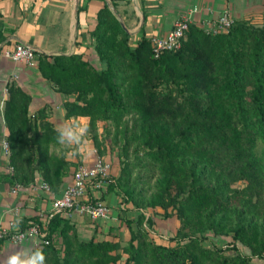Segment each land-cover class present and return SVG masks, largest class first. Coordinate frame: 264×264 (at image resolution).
<instances>
[{"label": "trees", "instance_id": "trees-1", "mask_svg": "<svg viewBox=\"0 0 264 264\" xmlns=\"http://www.w3.org/2000/svg\"><path fill=\"white\" fill-rule=\"evenodd\" d=\"M90 36L103 69H96L82 54H38L39 74L55 92L73 97L63 104L65 120L88 118L87 139L98 157L103 158L105 150L99 144L98 123L118 128L128 105L137 123L132 141L142 148L144 161L157 169L144 208L161 210L160 217L175 218L178 227L166 244L156 242L153 218L143 212L139 195L128 186V166L122 163L99 199L111 192L120 199V207L131 205L137 212L134 220L120 217L128 240L121 242L112 230L108 238L83 240L75 224L57 212L45 223L48 244L33 250L44 251L46 264L264 260V22L252 26L234 21L226 33L190 24L177 50L154 57L150 40L142 36L130 43L104 4ZM119 74L125 84L121 91ZM6 91L3 113L12 171L5 180L11 187L27 188L35 185L38 175L57 194L76 164L58 150L56 128L46 110L29 115L30 96L13 82ZM29 221L40 225L38 218H31L20 220V227ZM207 232L230 237L232 249L239 244L250 256L205 247Z\"/></svg>", "mask_w": 264, "mask_h": 264}, {"label": "crops", "instance_id": "crops-1", "mask_svg": "<svg viewBox=\"0 0 264 264\" xmlns=\"http://www.w3.org/2000/svg\"><path fill=\"white\" fill-rule=\"evenodd\" d=\"M104 4H107L123 30L134 43L142 36L148 40L162 37L172 28L173 23L184 13H191V24L203 30L210 28L217 18L227 13L234 21H246L252 26L264 22V0H69L65 3H48L41 0H0V226H6L10 220L43 219L51 210L53 197H57L70 182L71 174L64 179L57 194L39 191L32 195L27 188L11 193L12 187L6 182L9 173L8 158L4 155L2 142L6 140L7 128L4 119V102L7 99L6 87L15 83L30 96L29 115L45 109L47 120L57 128L70 120L88 123L87 117L65 120L63 104L73 97L58 94L53 85L41 78L37 64L25 65L6 58L4 53L15 44L33 48L38 54L48 56L82 54L96 69L104 68L94 50V40L90 33L96 26V16ZM100 125V124H99ZM92 148V142L88 139ZM75 146L60 145L65 152V159L76 164L90 165L96 157L77 155L71 157L69 152ZM112 164L111 174H117L118 167ZM72 171V170H71ZM40 177L36 175L35 184ZM109 206L107 219L92 224L84 216L73 214L71 222L75 224L78 236L83 240L93 238L95 241L109 237V230L119 234L121 242L129 239V231L120 223V217L129 220L136 218L137 212L116 204L113 193L105 194L103 199ZM156 210V213H159ZM131 226H134L132 224ZM20 249L33 250L31 241L20 244L8 241L0 243V264H6L8 256Z\"/></svg>", "mask_w": 264, "mask_h": 264}, {"label": "built area", "instance_id": "built-area-1", "mask_svg": "<svg viewBox=\"0 0 264 264\" xmlns=\"http://www.w3.org/2000/svg\"><path fill=\"white\" fill-rule=\"evenodd\" d=\"M48 3H65L69 0H41ZM191 13L186 12L180 16L174 23L171 30L162 37H153L150 39L151 51L154 57H158L164 51L177 50L181 45V39L191 24ZM234 20L227 14H221L215 23L205 30L211 33H226L230 29ZM4 56L13 62L25 65L36 64L38 53L31 47L17 43L14 47L6 51ZM4 155L8 158L9 146L6 140L2 142ZM9 165V163H8ZM11 172V167L8 168ZM112 164L104 158L96 156L90 165L78 166L71 175L70 182L64 187L57 197L52 198L51 210L43 218H38L37 224L29 221L25 228L17 227V221L10 220L6 226H0V241H8L12 244H20L29 240L33 247L37 248L47 245L45 223L51 214L62 212L68 219L73 214L84 216L90 223L95 224L107 219L109 215V206L99 199L111 177ZM21 187L14 186L11 193L15 194ZM30 194L35 195L39 191L51 194L48 186L39 182L29 186Z\"/></svg>", "mask_w": 264, "mask_h": 264}, {"label": "rangeland", "instance_id": "rangeland-1", "mask_svg": "<svg viewBox=\"0 0 264 264\" xmlns=\"http://www.w3.org/2000/svg\"><path fill=\"white\" fill-rule=\"evenodd\" d=\"M123 77L120 74L118 75L117 84L119 91L125 89V84L122 81ZM124 107H126L125 116L118 128H115L112 123H100V125L98 123L99 144L105 148L103 158H107L118 167L117 174L114 176L118 175L120 168L118 165L124 163L128 166V186L132 187L136 196L139 195L138 200L142 209H146L144 208L145 203L153 192L157 169L152 167L150 162L144 161L142 148L132 141V138L137 133L136 117L130 112L126 103ZM237 186H241V184H237ZM116 204L120 205L119 198H117ZM143 212L153 218L154 228L152 230L154 231L156 242L166 244V238L174 235L178 222L175 218L163 219L160 217L161 210L159 213H155L152 209H146ZM205 236L206 240L203 242L205 247L223 249L227 255L239 253L250 256V252L239 244H236V248L232 249L229 245L231 242L230 237H216L211 232H207ZM250 262L251 264H264V260L257 258H250Z\"/></svg>", "mask_w": 264, "mask_h": 264}, {"label": "clouds", "instance_id": "clouds-1", "mask_svg": "<svg viewBox=\"0 0 264 264\" xmlns=\"http://www.w3.org/2000/svg\"><path fill=\"white\" fill-rule=\"evenodd\" d=\"M55 131L58 144L75 146L74 150L68 153L69 156L93 155L94 149L87 139L90 131L88 123L70 120L60 124ZM19 223L20 221H17V227ZM6 264H46V255L42 249H20L8 256Z\"/></svg>", "mask_w": 264, "mask_h": 264}, {"label": "water", "instance_id": "water-1", "mask_svg": "<svg viewBox=\"0 0 264 264\" xmlns=\"http://www.w3.org/2000/svg\"><path fill=\"white\" fill-rule=\"evenodd\" d=\"M122 26V25H121Z\"/></svg>", "mask_w": 264, "mask_h": 264}]
</instances>
